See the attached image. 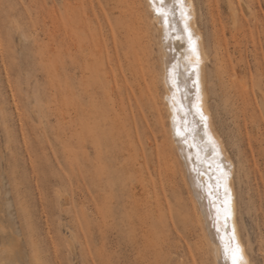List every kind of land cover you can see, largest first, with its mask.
Here are the masks:
<instances>
[{
    "label": "rangeland",
    "instance_id": "obj_1",
    "mask_svg": "<svg viewBox=\"0 0 264 264\" xmlns=\"http://www.w3.org/2000/svg\"><path fill=\"white\" fill-rule=\"evenodd\" d=\"M194 3L240 236L264 264V0ZM151 17L147 0H0V264H218Z\"/></svg>",
    "mask_w": 264,
    "mask_h": 264
},
{
    "label": "bare ground",
    "instance_id": "obj_2",
    "mask_svg": "<svg viewBox=\"0 0 264 264\" xmlns=\"http://www.w3.org/2000/svg\"><path fill=\"white\" fill-rule=\"evenodd\" d=\"M158 4L159 0H155V3L153 0H147V6L152 13L151 21L154 31L159 35L158 45L162 80L166 89L165 100L170 115L171 136H173L172 138H174L175 145L180 152L181 158H183L182 160L186 167L188 180L202 207V216H204L203 222L211 236V245H213L217 263L232 264V250L238 246L244 264H254L248 255V249L239 232L237 218L238 198L236 197L234 188V163L220 135L214 129L212 115L208 107L207 90H205L206 75H204V60L206 57L203 51L202 36L197 27L194 0H179V2L178 0H165L164 11L167 12V25L163 23L162 19H158L157 17L156 7ZM182 11L186 14L183 17L181 15ZM67 12H69L68 9ZM185 27H187V31H185ZM189 35L191 36V43L189 42ZM125 40L126 39H124V41ZM111 43L114 44L113 39ZM124 43H126V41ZM125 46H127V44ZM114 53L116 52L114 51ZM87 55L89 56V54ZM119 55L122 56V53ZM87 61L84 62L87 63ZM92 61V63H94V60ZM96 63L97 62H95L94 65L97 67L98 65ZM106 64L107 63H105V65ZM174 65L176 66L175 68L173 67ZM177 70L179 72L178 77L175 75ZM89 71L92 73L91 69ZM103 74L100 75L104 77L105 73L103 72ZM84 75L85 74H83V76ZM82 79H84V77ZM90 79L92 80V78ZM119 79L120 78H118V80ZM175 79L179 80V90L173 86V81ZM101 82L102 81H100V84ZM106 83L109 84V81ZM105 89L107 90V88ZM110 95H108L109 99L113 97L111 95L112 97L110 98ZM201 114L207 118L206 121L201 120ZM205 125H207L206 128ZM177 130H180L179 135L177 134ZM210 140L211 143L209 142ZM213 144L216 149L215 152H213ZM113 156V159L115 157L117 158L116 160L119 159L117 154ZM120 159H122V156ZM116 160L115 163H117ZM221 169L223 172L227 173L226 180L221 178ZM225 188L228 190L227 196L225 194ZM226 199L228 200L227 205H225Z\"/></svg>",
    "mask_w": 264,
    "mask_h": 264
},
{
    "label": "snow or ice",
    "instance_id": "obj_3",
    "mask_svg": "<svg viewBox=\"0 0 264 264\" xmlns=\"http://www.w3.org/2000/svg\"><path fill=\"white\" fill-rule=\"evenodd\" d=\"M153 2L155 3V0H153ZM178 2H179V0H178ZM164 8H165V0H159V4H158L157 7H156L157 17H158V19H162L163 23H164L165 25H167V24H168V20H167V12L164 11ZM181 15H182V17H183V16H185L186 14L182 11V12H181ZM185 31H187V27H185ZM189 42L191 43V36H190V35H189ZM173 67L175 68L176 66L174 65ZM175 75H176L177 77L179 76V72H178V70L176 71ZM173 86H174L177 90H179L180 84H179V80H178V79H175V80L173 81ZM206 119H207V118L201 114V120H202V121H206ZM206 127H207V125H205V128H206ZM179 133H180V130H177V134H178V135H179ZM206 134H207V133H206ZM209 142L211 143V140H210ZM215 151H216V149H215V146H214V144H213V152H215ZM221 171H222V177H221V178L226 180V178H227V173H226V172H223L222 169H221ZM227 193H228V190H227V188H225V194H226V196H227ZM227 203H228V200L226 199V200H225V205H227ZM232 264H244V262H243V258H242V256L240 255V249H239L238 246H237L234 250H232Z\"/></svg>",
    "mask_w": 264,
    "mask_h": 264
}]
</instances>
